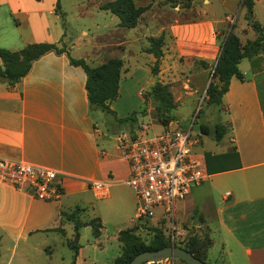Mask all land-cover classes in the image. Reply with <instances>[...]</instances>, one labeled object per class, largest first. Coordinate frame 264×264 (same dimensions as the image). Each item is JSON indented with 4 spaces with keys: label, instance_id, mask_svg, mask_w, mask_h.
<instances>
[{
    "label": "crops",
    "instance_id": "0c3cea01",
    "mask_svg": "<svg viewBox=\"0 0 264 264\" xmlns=\"http://www.w3.org/2000/svg\"><path fill=\"white\" fill-rule=\"evenodd\" d=\"M219 1L223 17L204 11L195 19L162 28L164 46L157 76L162 84L174 82V74L183 71L186 80L194 84L190 94L205 91L226 34L232 31L240 41L241 35L246 41L256 38L249 21L247 28L243 19L234 27L227 20L241 0ZM252 1L253 20L264 29V0ZM61 14L67 22L79 23L76 44L68 43V28ZM109 15L79 0H0L1 49L19 51L34 43H52L65 49L33 61L28 73L12 86L0 78V158L52 169L63 187L58 201L43 202L0 182V264H71L70 260L73 264H111L121 253L119 233L140 223L134 192L124 183L128 164L115 139L118 130L133 127L138 119L121 127H116L115 120L129 117L143 104L142 113L147 114L150 101L155 106L143 97L145 87L151 89L155 82L151 81L155 59L141 49L146 61L129 73V62L110 53L122 51V44L147 40L150 36L145 33L135 39L99 43L89 59L80 43L88 35L85 31L99 30L94 19L109 17L114 27L123 28L115 15ZM69 58L83 59L91 67L112 58L123 61L117 97L108 102L114 113L109 115L111 120L90 106L86 74L81 67L71 65ZM238 68L243 78L230 79L217 106L223 115L217 124L227 127V132L216 141L200 131L201 124L195 129L198 141L193 149L203 161L205 177L177 203L175 216L180 221L192 217L196 229H205L209 244L204 262L213 248L221 264H264V55L244 58ZM206 153L213 156L210 166L214 171L207 170ZM91 182L106 184L104 194L93 191ZM99 201L104 204L98 205ZM75 210L83 224L99 220L98 235L89 225L79 227L75 234L73 222L61 216V212ZM88 211L96 217L83 219ZM106 212L118 222L111 236L106 233ZM122 215L127 217L122 219ZM162 220L156 214L148 223L157 227ZM88 233L93 237L90 241ZM73 246L77 248L75 255ZM111 249L112 261L105 263ZM174 264L185 263L174 258Z\"/></svg>",
    "mask_w": 264,
    "mask_h": 264
},
{
    "label": "trees",
    "instance_id": "16d2710c",
    "mask_svg": "<svg viewBox=\"0 0 264 264\" xmlns=\"http://www.w3.org/2000/svg\"><path fill=\"white\" fill-rule=\"evenodd\" d=\"M241 5L246 7L247 15L250 17L252 14L253 1L242 0ZM59 7L57 3V9ZM101 8L117 16L120 20L119 25L121 27L132 29L137 25L140 11L136 10L133 12V5L128 0H114L108 2ZM62 16L61 14V17ZM250 27L256 33V38L252 41H247L245 44H241L240 39L232 31L226 34L216 65L211 74L212 81L206 88L208 105L220 106L221 98L228 90L230 79L234 76L239 79L243 78L238 68L242 59H251L259 54L264 55V29L255 21H252ZM163 40V34H160L158 38L148 37L147 42L149 45L142 50L144 53L152 55L155 59L151 67L153 76H157L159 73V62L163 55ZM51 51L61 54L65 52V49L63 46L58 47L56 44L52 43L29 44L21 50L13 52L0 48V78L11 86L18 83L28 73L33 61ZM69 61L71 65L81 67L86 74L85 88L90 106L98 108L106 115L114 116L113 111H111L108 106V102L117 97L123 61L112 58L95 67L88 65L83 59L69 58ZM143 97L145 102L152 100L155 103L154 110L156 120L161 126L166 127L173 120L171 112L175 108V103L168 87L162 85L160 82H156L151 87L150 91L145 93ZM134 117L135 113L127 118L115 120V125L116 127H121L127 122H134ZM128 128H131V126ZM199 129L205 135L211 134L216 141H219L228 130V128L222 124H216L213 130L201 124ZM212 157L213 156L208 153L205 154L207 170L210 172L215 170L210 166V158ZM76 213L77 210L70 214L61 212L63 218L73 222L75 234H77L78 228L83 225L91 226L94 235L99 234L101 224L98 219H93L83 224L79 222ZM136 226L119 233L118 239L121 243V253L111 264H128L138 253L158 250L171 245L162 229L158 227L154 228L153 240L149 245L138 243V238L135 235ZM208 244V239L202 240V238L195 234H189L184 244L175 246L188 250L194 257L204 261V254ZM72 249L76 253V246H73Z\"/></svg>",
    "mask_w": 264,
    "mask_h": 264
},
{
    "label": "built area",
    "instance_id": "2783aa9c",
    "mask_svg": "<svg viewBox=\"0 0 264 264\" xmlns=\"http://www.w3.org/2000/svg\"><path fill=\"white\" fill-rule=\"evenodd\" d=\"M227 20L233 24L234 16H227ZM158 126L159 129L144 121L135 122L131 128L118 130L115 139L128 164L129 175L124 183L137 199V219L147 221L160 210L162 219L169 218V242L174 245L176 205L204 179L205 172L202 159L193 149L198 141L193 120L186 129L171 122L166 127ZM0 182L43 202H56L63 195L56 171L21 160L0 158ZM105 187L104 183L91 182L97 194L103 195ZM143 264H174V258Z\"/></svg>",
    "mask_w": 264,
    "mask_h": 264
},
{
    "label": "rangeland",
    "instance_id": "374dc122",
    "mask_svg": "<svg viewBox=\"0 0 264 264\" xmlns=\"http://www.w3.org/2000/svg\"><path fill=\"white\" fill-rule=\"evenodd\" d=\"M83 3H89L92 6H95L101 10H103L101 7H103L108 2H112L114 0H79ZM133 5V12L138 10L140 11V15L138 17L137 25L132 28H120L117 29L114 27L113 22L109 17L103 19L102 17H98L94 20L97 21L99 24V30H93L91 32L85 31V33H88V35L83 34L85 38H83L82 46H84V50L87 52V57L89 59H92L94 56L96 46H98L99 43H112L119 39H135L136 37H141L144 35H149L150 37L158 38L160 35V32L162 28L166 27V25L174 22H180L184 20H190L195 19L200 16L201 13L204 11L207 12V14H213L215 16H222L224 14L223 5L221 1L219 0H128ZM242 3V0H241ZM239 5L238 10L235 14H232L234 16V23L230 24L231 26L238 25L239 20L243 19L244 24L248 28V21L251 19L253 20V15L249 17L247 15L246 7L243 5ZM241 8V12H240ZM245 10V14L242 15L243 11ZM107 12L108 16L110 11L104 10ZM112 14V13H111ZM117 17V16H116ZM115 20H118L117 18L113 17ZM63 24L65 23L67 30V37H68V43H74L76 44V37L79 35V23L77 20L74 22L71 20V23L69 21L67 22V19L62 16ZM120 22V20H119ZM257 22V21H255ZM93 22H90V26H92ZM109 31V32H108ZM111 31V32H110ZM256 34V33H255ZM71 36H73L71 38ZM92 37L94 39H92ZM241 44H245L247 39H244L241 35ZM246 41V42H245ZM78 45V44H77ZM149 45L147 40L145 38H141L139 41H136L135 43H129V44H122L121 49L111 51V55L114 57L119 58H125L130 65L129 73L132 72L135 68H138L142 65H144L143 62L146 61V56H141V49H143L144 46ZM164 46V44H163ZM102 53V52H101ZM109 60V59H108ZM92 65V64H91ZM176 77V80L171 83H165L162 84L158 79L155 80V76H151V81L160 82L162 85H166L172 94L173 101L175 103V108L172 110L171 115L173 118V124L175 127H178L180 129H186L189 122L193 120V129L197 130L200 124H203L207 127H209L211 130H213L214 126L220 121V117H223L219 107L215 105H208L207 104V96H206V90L200 91V93L195 94L192 92V89L194 87V84L192 81L186 80L187 74L183 71L177 72V74H174ZM129 76L126 75V77ZM159 76V74L157 75ZM209 80L208 84L212 81L211 74L208 75ZM137 78L139 75L137 74ZM140 85H135V88ZM208 86V85H207ZM146 93L150 91V86L147 85L144 90ZM146 106V105H145ZM144 107V104L137 110L135 113V119H138V122L144 121L146 123L154 124L155 128H158L157 120L155 116V110H154V104L150 101V107L147 114L142 113V109ZM132 113V114H134ZM103 116V115H102ZM106 120H111L109 115H106ZM104 119V117H103ZM159 129V128H158ZM208 140V138H206ZM135 196V194H134ZM136 198V197H135ZM137 200V199H136ZM98 205L104 204V202L99 201L97 203ZM157 215L161 216L163 218L162 212L160 210H157ZM104 215L105 223H106V233L107 236H111L117 229V220H113V214H107V212ZM93 217H96V215L88 211L85 213L83 219H91ZM122 219H125L127 216L122 215ZM120 217V218H121ZM151 219H148L147 221H139V224H136L135 229V235L138 238L137 242L149 245L153 240V230L155 227L150 226L148 223ZM125 221V220H124ZM174 226L176 228V241L174 245H180L184 244L186 238L189 234H195L202 238V240L207 239V233L205 232V229L199 228L196 229V225H192V217L186 219L185 221H180L177 216H175L174 220ZM169 218L163 219L159 225L157 224L158 228H161L164 232V235L169 240ZM193 227V228H192ZM180 228V229H179ZM185 231L184 234L180 233L182 230ZM91 233H88L87 239L90 241L92 240ZM76 239H74L75 243ZM74 251V250H73ZM113 249H111L107 255V258L105 263H110L112 261V253ZM75 255V252H74ZM72 259V255H71ZM71 264L72 260H70ZM206 263L208 264H221L220 260L216 259V250L212 248V250L209 252Z\"/></svg>",
    "mask_w": 264,
    "mask_h": 264
},
{
    "label": "water",
    "instance_id": "95a60500",
    "mask_svg": "<svg viewBox=\"0 0 264 264\" xmlns=\"http://www.w3.org/2000/svg\"><path fill=\"white\" fill-rule=\"evenodd\" d=\"M252 23V20H249V24ZM155 76V80H157ZM177 258L183 261L185 264H207L204 261H201L194 257L188 250L170 245L158 250H149L143 251L135 255L128 264H143L149 261H158L165 258Z\"/></svg>",
    "mask_w": 264,
    "mask_h": 264
}]
</instances>
